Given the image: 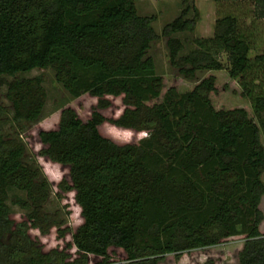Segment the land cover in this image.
I'll return each mask as SVG.
<instances>
[{
	"label": "trees",
	"instance_id": "obj_1",
	"mask_svg": "<svg viewBox=\"0 0 264 264\" xmlns=\"http://www.w3.org/2000/svg\"><path fill=\"white\" fill-rule=\"evenodd\" d=\"M134 1L0 0V264H114L116 252L117 264H159L239 236L235 264H264V50L254 33L264 0H250L248 24L217 18L212 36L184 54L172 36L192 33L198 14L182 0L161 35L171 80L184 90L155 74V18L138 16ZM45 69L71 100L52 113V129L36 133L33 153L24 136L43 120L45 92L40 77L16 76ZM220 90L235 105L215 104ZM84 97L92 106L81 120L68 104ZM116 99L119 112L104 116ZM37 159L65 171L55 190ZM9 189L24 194L9 199L19 221ZM50 193L58 202L72 193L78 226L44 210ZM52 231L69 241L45 251L38 238Z\"/></svg>",
	"mask_w": 264,
	"mask_h": 264
},
{
	"label": "rangeland",
	"instance_id": "obj_2",
	"mask_svg": "<svg viewBox=\"0 0 264 264\" xmlns=\"http://www.w3.org/2000/svg\"><path fill=\"white\" fill-rule=\"evenodd\" d=\"M187 4L193 5L196 9L198 17L196 24L193 28L192 33H180L172 37L177 38L183 45L182 54L193 49L192 40L198 38H209L212 36L214 22L217 18L232 13L243 18L245 23L248 24L251 20L250 18V0H188ZM182 0H135L134 7L138 16L149 17L153 16L155 20L152 22L151 26L154 33L156 34V39L150 44V48L147 55L153 60L155 67V74L162 75L167 80V85H174L177 89H187L188 85L183 83L181 80L177 79L175 81L171 80L172 76H176V71L168 65L167 60V50L165 48V37L161 35L162 28L168 23L172 22L180 13L183 8ZM191 17V12L188 14L187 18ZM255 36H256V50H264V21L255 22ZM253 52H250L251 57ZM222 64L225 65L224 57L220 58ZM40 77L42 82V87L45 92V102L42 112L43 120L33 126L24 136L25 141L29 149L36 153L40 148L37 143L36 133L42 129H52L54 127V116L57 109L68 103L71 98L70 96L62 90L60 85H58L53 78V72L49 69L45 70H33L26 74L17 75V78H31ZM224 77H220L219 83H223ZM5 80L10 81V78H5ZM221 85V84H220ZM228 86L233 87V85L228 84ZM4 88L0 89V105L6 106V102L3 99ZM212 101L217 105L227 104L233 106L235 102L233 97L227 95V92L218 91ZM68 106L72 107L78 117L81 120H85L90 112L92 101L88 98H80L79 100L70 102ZM120 110L119 101L112 100V107L105 111L104 116L112 117L116 115ZM52 114V115H50ZM50 115V116H49ZM45 117V118H44ZM100 133L104 136L118 138V134L114 133L109 127L103 126L99 129ZM6 134H11L14 132L11 125H6L4 128ZM142 137V134L135 135L131 140L137 141ZM128 140V139H127ZM25 163L33 165L32 159L29 153H26L24 158ZM43 172L45 173L47 179L52 182V187L56 183L64 178L65 171L62 169H57L50 165L42 164L41 159H37ZM8 196V208L11 212L16 215L11 216L14 221H19L20 210L12 206L9 203V199L12 196H17L20 199H24V194L9 189L7 191ZM64 207V211L68 213V217L64 215V211L61 207ZM44 210L48 214H57L58 218L66 221L70 228L74 229L80 224V219L78 218V209L75 207L72 201V193L61 194V200L58 202L57 198L50 193L47 203L44 206ZM259 210L263 214V221L259 226V232L264 233V199L260 201ZM37 233L35 231L30 232L31 237H35ZM42 244L43 250H49L51 248H62L66 242L69 241V237L65 236L63 240H57L55 238L54 231L50 232L47 237L38 238ZM242 245V237H233L225 242L211 248H206L203 250L190 251L188 253L182 254L178 259H174L171 255L165 256L163 261L159 264H202L206 260H211L214 264H235L237 260V253ZM69 253H73L71 250ZM111 261L114 264L120 263L123 256L119 253H113L110 256Z\"/></svg>",
	"mask_w": 264,
	"mask_h": 264
}]
</instances>
